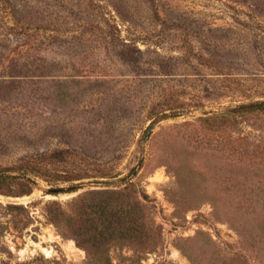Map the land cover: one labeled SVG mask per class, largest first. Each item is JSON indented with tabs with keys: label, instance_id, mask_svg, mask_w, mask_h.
Wrapping results in <instances>:
<instances>
[{
	"label": "rangeland",
	"instance_id": "rangeland-1",
	"mask_svg": "<svg viewBox=\"0 0 264 264\" xmlns=\"http://www.w3.org/2000/svg\"><path fill=\"white\" fill-rule=\"evenodd\" d=\"M262 100L264 0H0V264H91L99 190L148 226L108 238L110 264H264V212L236 209L264 199V109L201 121ZM35 157L40 176L16 170Z\"/></svg>",
	"mask_w": 264,
	"mask_h": 264
},
{
	"label": "trees",
	"instance_id": "trees-1",
	"mask_svg": "<svg viewBox=\"0 0 264 264\" xmlns=\"http://www.w3.org/2000/svg\"><path fill=\"white\" fill-rule=\"evenodd\" d=\"M264 109V100L255 101L246 104H240L232 108H228L224 112L206 116L201 121L208 126L223 127L233 126L237 123V116ZM9 169L0 168V178L4 177ZM18 172L23 176L33 174L36 176L41 175L40 158L27 159L22 161L17 167ZM107 174V173H105ZM85 177H92L89 173L86 175L67 176L63 179H54L49 181L52 187L49 189L52 192L56 191H70L77 189L79 183H73L69 187H62L57 185L58 180L74 182ZM94 204L91 205L96 209V215L86 218V225L82 227L83 238L77 241L86 251V258L91 264H110V259L107 255V249L104 247V242L108 238L119 239H133L140 238L147 232L148 226L145 218L138 212L140 203L137 201L130 202L128 197L122 191L115 190H99L93 191ZM145 196V195H144ZM236 209L245 212L250 209L264 212V199H244L236 203ZM135 208L137 212L135 211ZM52 220L59 222L55 217ZM71 220L68 218V222ZM79 228V227H78ZM250 232V241H257L258 252L264 254V222L263 226H256ZM220 254V251H218ZM220 256L224 259L222 264H250L249 261L241 255L227 256L221 253ZM264 256V255H263ZM219 258H215L216 262ZM228 261V262H227ZM217 264V263H215Z\"/></svg>",
	"mask_w": 264,
	"mask_h": 264
},
{
	"label": "bare ground",
	"instance_id": "bare-ground-1",
	"mask_svg": "<svg viewBox=\"0 0 264 264\" xmlns=\"http://www.w3.org/2000/svg\"><path fill=\"white\" fill-rule=\"evenodd\" d=\"M49 233H56L54 228L53 227H50L48 229ZM56 237H57V234H56ZM66 245H68L69 249L72 250V249H76V247L73 245V242L71 240H68V241H65ZM44 252L49 256L50 255V252L51 250L47 249V248H43ZM21 251V250H20ZM19 252V251H18ZM20 254V253H19Z\"/></svg>",
	"mask_w": 264,
	"mask_h": 264
},
{
	"label": "water",
	"instance_id": "water-1",
	"mask_svg": "<svg viewBox=\"0 0 264 264\" xmlns=\"http://www.w3.org/2000/svg\"><path fill=\"white\" fill-rule=\"evenodd\" d=\"M163 120L157 121L154 125H152L149 129H147L146 131V136L149 134V132L151 131V129L155 126L158 125L159 123H161Z\"/></svg>",
	"mask_w": 264,
	"mask_h": 264
}]
</instances>
